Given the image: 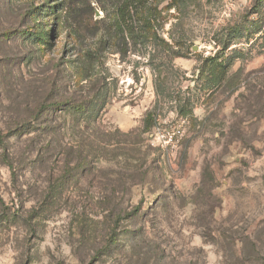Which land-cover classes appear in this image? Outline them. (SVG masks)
<instances>
[{"label": "rangeland", "instance_id": "374dc122", "mask_svg": "<svg viewBox=\"0 0 264 264\" xmlns=\"http://www.w3.org/2000/svg\"><path fill=\"white\" fill-rule=\"evenodd\" d=\"M263 10L0 0V264H264Z\"/></svg>", "mask_w": 264, "mask_h": 264}, {"label": "trees", "instance_id": "16d2710c", "mask_svg": "<svg viewBox=\"0 0 264 264\" xmlns=\"http://www.w3.org/2000/svg\"><path fill=\"white\" fill-rule=\"evenodd\" d=\"M54 9H55V7H54ZM136 9H137V8H136ZM38 35L41 36L42 38H43V37H45V38L48 37L47 33H43V31H41ZM149 117H150V116H148L147 119H146V121H145L146 124H148V119H149Z\"/></svg>", "mask_w": 264, "mask_h": 264}, {"label": "built area", "instance_id": "2783aa9c", "mask_svg": "<svg viewBox=\"0 0 264 264\" xmlns=\"http://www.w3.org/2000/svg\"><path fill=\"white\" fill-rule=\"evenodd\" d=\"M262 22L264 24V10H263V13H262Z\"/></svg>", "mask_w": 264, "mask_h": 264}]
</instances>
